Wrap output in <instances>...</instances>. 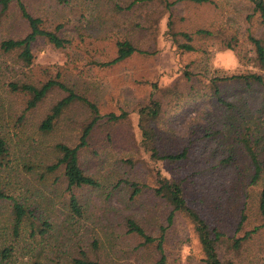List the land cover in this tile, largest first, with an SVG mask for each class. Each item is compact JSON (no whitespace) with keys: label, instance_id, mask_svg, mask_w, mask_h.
I'll return each mask as SVG.
<instances>
[{"label":"rangeland","instance_id":"1","mask_svg":"<svg viewBox=\"0 0 264 264\" xmlns=\"http://www.w3.org/2000/svg\"><path fill=\"white\" fill-rule=\"evenodd\" d=\"M22 1L30 14L42 19L44 28L62 24L60 33L69 44L57 49L42 38L36 40L28 67L14 52L0 49V136L7 148L0 156V189L27 210L15 233L12 201L0 199V250L11 247L9 257L0 255V264H33L35 260L74 264L82 250L100 264H154L159 258L157 240L143 244L140 236L128 232L129 219L154 238L162 234L169 264H205L193 224L178 211L168 223L172 207L153 191L157 162L141 146L136 113L155 97L162 100L161 117L153 123L161 150L186 148L188 152L187 159L159 162L160 171L181 179L189 204L222 233L218 242L222 261L264 264L260 211L264 171L252 183V164L238 142L249 128L250 142H257L253 148L264 163L262 90L245 88L239 81L222 84V96L239 109L229 114L216 104L209 88L215 76L250 71L264 75L249 41L254 36L264 44V16L256 7L264 5V0H186L169 7L166 4L173 0ZM168 18L172 21L169 32ZM198 29L213 35H196ZM27 31L18 5L12 2L0 16V41L23 37ZM181 31L192 35L189 43L194 50L183 51L172 40V33ZM124 38L149 52L100 65L114 57L116 40ZM50 78L87 97L102 115L127 114L113 123L99 121L79 149L80 166L99 185L72 189L78 212L70 207L63 166L52 170L48 166L60 157L56 144L78 143L90 111L75 102L51 130L41 131V120L65 92L51 91L37 106L25 109V95L9 86ZM237 112L246 114V119H236ZM208 124L213 131L206 135L203 128ZM132 183L140 188L134 196ZM44 221L49 226L40 234L38 227ZM254 227L257 230L242 239ZM236 240L240 241L235 246Z\"/></svg>","mask_w":264,"mask_h":264},{"label":"trees","instance_id":"2","mask_svg":"<svg viewBox=\"0 0 264 264\" xmlns=\"http://www.w3.org/2000/svg\"><path fill=\"white\" fill-rule=\"evenodd\" d=\"M59 2H64L66 0H58ZM150 1V0H146ZM178 1H186V0H173L170 3H167V7L169 5H173ZM193 1L195 3H212V0H188ZM15 2L18 5L21 16L25 19L28 25L27 33L20 38H8L0 41V49L4 53H12L14 52L16 58L21 61V63L28 67L33 62V52H32V44L38 40L43 39L46 43L52 45L54 48L60 49L65 48L69 44V40L63 35H61L60 30L62 29V24L58 23L54 26L53 29H46L42 26V19L37 16H33L30 14L22 0H0V16L4 15L10 4ZM256 7L260 9L261 14L264 16V5L263 2L260 4H256ZM167 32L172 29V21L168 18L166 22ZM196 35L200 36H212L213 32L205 29H198L195 32ZM174 40L177 43V47L182 49L183 51H192L194 47L189 43L193 38L192 35L188 32H178L172 33ZM176 36V37H174ZM179 36V38L177 37ZM233 37V36H231ZM230 37V38H231ZM181 39L182 41H179ZM249 41L253 45V49L255 52V57L258 60V64L264 67V44L260 38L249 36ZM116 52L113 58L110 60L100 63L102 66H110L121 62L131 56L134 53H148V50L142 49L132 40L128 38L118 39L115 42ZM225 47L228 49H233L232 46L226 44ZM188 74V72H187ZM186 79H190V76L187 75ZM230 81H239L241 85L245 88H252L254 86L259 87L262 90V96L260 97V103L264 108V75L260 72H246L240 74H232L225 76H215L211 78L209 83V88L211 92V97L216 100V104L220 107H224L227 111H230L229 114H233L235 111L239 110L235 108V105L232 104L231 101L227 100L222 96L221 85L225 82ZM9 86L26 97V105L25 109H30L37 106L49 92L54 90L64 91L65 94L60 97L54 104H52L48 113L41 120L38 128L41 131H49L54 126L58 118L61 116L63 111L71 104L75 102H79L83 106H85L90 111V116L84 122L81 130V134L79 136V141L74 146H69L64 143L56 144L57 150L60 153V157L58 160L49 165V169H56L59 166H63V175L66 181V189L70 192V207L78 212L77 200L72 193V189L80 188L84 186L88 187H97L99 184L92 176L88 175L80 166L78 160V151L82 146H85L87 143V139L90 136L94 127L99 123V121L104 120L108 123H113L118 120H121L126 117V113L122 112L119 114L110 112L106 114H100L97 105L89 100L87 97L74 92L71 88H69L64 82L50 78L46 81H41L38 83L34 82H10ZM246 110H242L245 112ZM162 113V100L159 97L152 98L148 104L141 106L137 110V128L141 141V146L143 147L146 155L149 159L157 162L155 168L157 179V186L153 188L154 194L160 198H163L171 207L172 210L167 216L168 223L171 222L173 217V212L178 211L188 217L190 222L194 226V230L199 239L200 245L204 252V262L205 264H228L222 261L218 255V242L222 233L219 232L215 227L210 226V224L201 217L198 212L189 204L188 200L184 196V190L182 186L181 179H171L168 176L164 175L160 171L159 162L168 161L169 163H175L184 159H187V149L181 148L178 151H171L165 153L161 150L159 140L157 138L156 130L153 126V123L161 117ZM246 114H242L237 112L236 119H244ZM246 119V118H245ZM241 124H237L240 126ZM209 124L204 127L205 134L208 135L212 130ZM215 131V130H214ZM218 131V130H217ZM249 128H246L243 133L239 136L238 142L242 145L245 150L247 156L249 157V161L252 164L253 174L251 181L252 183L256 182L262 172L264 171V163H260L258 154L254 151V144H251L249 139ZM6 146L4 139L0 136V156L6 153ZM153 168V169H154ZM133 196L139 192V187L136 183H132ZM0 199H9L12 201L11 211H12V228L16 233L19 224L22 222L25 215H27V210L25 206L19 201L15 200L12 196L7 195L0 189ZM260 211L263 215V223L264 226V189L260 193ZM44 226L38 227V231L40 234H44L48 228V222L44 221ZM128 232L136 233V235L140 236L143 239V244L153 243L156 240V248L159 251V258L156 260L154 264H169L166 259V255L162 249V234L160 237L154 238L147 234L144 229L138 225L135 221L129 219L127 221ZM258 227H254L250 231H246L243 238L248 237L251 233L255 232ZM235 241V246L237 242ZM11 252V247H4L0 250V255L2 259H6L9 257ZM74 264H100L99 260L96 258L89 257L85 251H80L79 256L73 259ZM33 264H39L36 260Z\"/></svg>","mask_w":264,"mask_h":264}]
</instances>
